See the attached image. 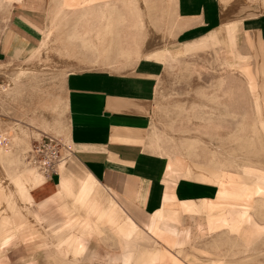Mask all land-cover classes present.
<instances>
[{
	"label": "crops",
	"instance_id": "0c3cea01",
	"mask_svg": "<svg viewBox=\"0 0 264 264\" xmlns=\"http://www.w3.org/2000/svg\"><path fill=\"white\" fill-rule=\"evenodd\" d=\"M9 2L0 37V70L16 71L17 58H56L54 72L64 74L63 124L62 117L27 122L30 111L7 116L23 122L29 142L54 133L64 137L68 160L58 174L37 175L16 153L3 159L7 146L0 143V185H6L0 191L6 193L2 202L10 210L8 225H0V240L7 230L10 243L16 241L12 223L27 220L23 245L18 246L24 250V264H32L27 250L31 257L33 248L39 249L37 263L45 264L44 251L52 245L68 264H198L190 251L198 234L227 228L248 244L264 236V221L256 217L264 209V167L250 164L232 171L225 161L211 166L187 159L175 144H160L153 132L159 80L166 69L156 52L207 41L231 22V44L241 40L263 51L264 0ZM7 35L14 38L5 43ZM6 61L11 65L5 68ZM250 86L263 109L264 130V93ZM196 166L225 175H188ZM247 171L257 183L246 177ZM128 221L135 225L132 238L121 234ZM32 225L39 234L34 241L27 238ZM69 245L75 257L66 254ZM190 255L191 262L185 258ZM248 260L211 257L206 264Z\"/></svg>",
	"mask_w": 264,
	"mask_h": 264
},
{
	"label": "rangeland",
	"instance_id": "374dc122",
	"mask_svg": "<svg viewBox=\"0 0 264 264\" xmlns=\"http://www.w3.org/2000/svg\"><path fill=\"white\" fill-rule=\"evenodd\" d=\"M11 3L9 0H0V37L6 31ZM234 26L231 22L223 40L218 34L219 30H224L220 27L207 41L174 45L156 52L165 61L166 69L159 80L153 132L160 144H175L187 159L211 166H216V161H225L232 166L228 168L238 171L243 165L264 167L263 109L256 103L253 87L251 89L250 86L254 84L264 93V50H257L251 45L248 47L241 40L231 44L229 35H232ZM226 27L228 26H224ZM176 49L182 52L178 53ZM190 52L193 53L186 55ZM10 59V62L15 61ZM17 59L20 61L16 63L19 65L16 71L8 74V71L1 70L0 74V143L7 146L6 149L1 148L5 149L3 159L16 153L23 165H27L24 163L25 152L42 136L35 137L30 143L27 130L20 125L23 122L9 120L7 116H11V113L13 116L14 112L30 111V115L26 116L27 122L34 123L40 119L61 121L62 117L63 124L64 74L54 72L56 58H39L37 62L24 61V57L23 61L22 58ZM8 64L11 65L9 61L3 63L5 68ZM54 134L58 138H64L58 133ZM27 167L37 174L35 168ZM213 171L196 166L189 170L188 175L203 179L225 175ZM247 172L246 177H251L257 183L251 172ZM0 187L4 188V185ZM6 199V194L0 191V225L5 226L10 221L8 204L2 202ZM3 205L5 209L2 208ZM263 213L264 209H259L256 216L262 222ZM27 223V220L19 224L12 223L16 241L11 243L12 234L5 230V236L0 240V264H24V250L18 246L23 245V228ZM29 228L31 231L27 233V238L30 240L29 237L32 236L34 241L39 235L34 230L38 228L34 225ZM199 236L200 238L192 240L190 249L192 255L199 258H196L198 264H206V259L211 257L220 258L222 262L249 259L245 264H264V236L250 244L227 228L198 234ZM5 237L9 238L7 245H2ZM69 247L66 254L71 251V245ZM202 249L211 254H202L199 251ZM31 252L30 257L29 249L27 250L29 259L31 258L32 264H38L39 249L33 248ZM44 252L45 264H60V260L68 264L69 259L58 257L53 245ZM51 255L54 256V262L49 260ZM190 257L191 255L185 258Z\"/></svg>",
	"mask_w": 264,
	"mask_h": 264
},
{
	"label": "built area",
	"instance_id": "2783aa9c",
	"mask_svg": "<svg viewBox=\"0 0 264 264\" xmlns=\"http://www.w3.org/2000/svg\"><path fill=\"white\" fill-rule=\"evenodd\" d=\"M64 145L58 137L43 136L25 152L24 162L46 176L58 174L68 160Z\"/></svg>",
	"mask_w": 264,
	"mask_h": 264
},
{
	"label": "bare ground",
	"instance_id": "6f19581e",
	"mask_svg": "<svg viewBox=\"0 0 264 264\" xmlns=\"http://www.w3.org/2000/svg\"><path fill=\"white\" fill-rule=\"evenodd\" d=\"M228 30H229V27H226V28H224V30H219V33L218 34H220L221 35V38H223V37H226V34L228 33ZM11 38H14L13 36H11V35H7L6 36V42L5 43H8V41H9V39H11ZM224 39V38H223ZM177 50V52L178 53H180V52H182V50H180V49H176ZM5 135V134H4ZM4 137V136H3ZM3 145H5L6 146V144H3ZM7 148V147H6ZM0 155H1V153H0ZM25 163V162H24ZM26 166H28V165H26ZM32 170H34V169H32ZM36 171V170H35ZM31 172V171H30ZM37 173H39L38 171H36ZM40 174V173H39ZM41 176H44L43 174H41ZM5 182H7V181H5ZM1 188V187H0ZM4 188H6V185H4ZM256 188L258 189V188H260V185H258L257 184V186H256ZM3 193V192H2ZM6 194V193H5ZM7 196V195H6ZM111 206V202H109L108 203V205L106 206L107 208H109ZM3 208V207H2ZM4 209V208H3ZM0 210H2L1 209V202H0ZM120 217V216H119ZM133 226H135L134 224H133V222L132 221H128L126 224H125V227L126 228H124V229H122L121 230V234L124 236V237H126V238H132V237H134V234H135V227L133 228ZM102 231V230H101ZM71 238V237H70ZM144 238L146 239V240H150V241H153L152 240V238L150 237V236H148V235H144ZM76 245V244H75ZM132 246H134V248H135V246H136V244H134V245H132ZM73 250H74V248H72ZM71 249V251H68V255L70 256V258H72V257H75V253H73V250ZM130 251H132V249L131 248H127L126 249V252H130ZM147 251H145L144 252V255H147V253H146ZM67 255V256H68ZM143 255V256H144ZM148 255H150V254H148ZM123 257H126V255H124L123 254Z\"/></svg>",
	"mask_w": 264,
	"mask_h": 264
}]
</instances>
